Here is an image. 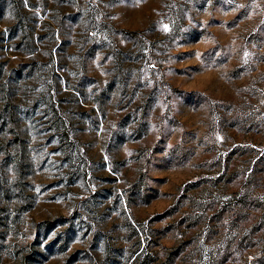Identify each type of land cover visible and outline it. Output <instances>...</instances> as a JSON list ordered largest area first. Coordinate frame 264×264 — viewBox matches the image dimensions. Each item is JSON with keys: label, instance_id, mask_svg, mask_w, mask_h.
Here are the masks:
<instances>
[{"label": "rangeland", "instance_id": "374dc122", "mask_svg": "<svg viewBox=\"0 0 264 264\" xmlns=\"http://www.w3.org/2000/svg\"><path fill=\"white\" fill-rule=\"evenodd\" d=\"M141 251L264 264V0H0V264Z\"/></svg>", "mask_w": 264, "mask_h": 264}, {"label": "trees", "instance_id": "16d2710c", "mask_svg": "<svg viewBox=\"0 0 264 264\" xmlns=\"http://www.w3.org/2000/svg\"><path fill=\"white\" fill-rule=\"evenodd\" d=\"M157 253L154 255L156 256ZM152 255H150L149 253H145L144 251H141V264H150L151 262H154L156 259L151 257ZM157 257V256H156ZM138 258H140V256H138L137 258L133 259L132 263H136V261L138 260ZM157 260H159L157 258ZM160 264H169V261H161Z\"/></svg>", "mask_w": 264, "mask_h": 264}]
</instances>
